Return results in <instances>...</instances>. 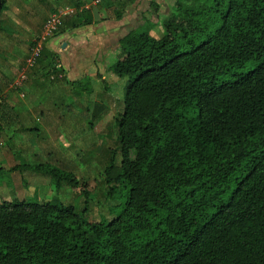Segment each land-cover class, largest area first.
Returning a JSON list of instances; mask_svg holds the SVG:
<instances>
[{
    "label": "trees",
    "instance_id": "obj_1",
    "mask_svg": "<svg viewBox=\"0 0 264 264\" xmlns=\"http://www.w3.org/2000/svg\"><path fill=\"white\" fill-rule=\"evenodd\" d=\"M151 6L163 37L130 30L110 66L129 79L121 160L105 168L113 218L86 221L89 184L74 174L16 166L67 184L86 207L0 204V264H264V0ZM66 23L90 24L78 13Z\"/></svg>",
    "mask_w": 264,
    "mask_h": 264
},
{
    "label": "rangeland",
    "instance_id": "obj_2",
    "mask_svg": "<svg viewBox=\"0 0 264 264\" xmlns=\"http://www.w3.org/2000/svg\"><path fill=\"white\" fill-rule=\"evenodd\" d=\"M39 1H10L14 8L20 12L21 21L25 22L26 19L31 21V24H26L28 27L22 22L28 31L18 33L23 38L28 37V41L27 48L24 46L19 47L20 50L16 48V53H20L21 64L17 68L19 70L14 77L13 85H16L23 71H27L26 62L31 57L32 48L38 44L43 26L51 15L56 14L63 17L70 12V9H76V14H82L88 20L92 18L96 21H103L99 32L103 33L104 37H107L106 34L113 37L100 45L94 41V37L98 34H90L91 41L88 42L91 46L89 48L78 50L76 47L74 51L65 52L63 55L58 51L61 43V40H58L60 24L58 32L43 43L44 50L41 58L34 68L27 71V81L31 73L37 72L38 76L41 74L39 80L40 83L43 82V90L39 86L31 93L26 90L23 92L26 81L19 92L20 95H24L22 102L26 103L27 112L17 110L16 113L22 119L18 123L15 121L10 126L5 124V121H0V204L50 203L73 206L77 212L83 214L86 198L72 190L67 184H62L60 189H57L56 183L49 176L34 172H13L4 168V166L12 168L15 165L49 164L62 172L74 174L83 183L88 182V190L91 195L88 200V212L84 216L86 221L97 223L101 221L102 217L111 220L113 214L110 209L117 204V201L107 197L108 189L104 180L105 168L113 154H116L117 165L121 160L116 121L123 116L125 90L129 79H121L114 75L110 66L117 60L116 49L119 40L130 30L146 28L154 38L161 39L163 37V30L158 24L160 18H157L156 8L151 4L157 5L158 12L162 15H168L173 8L174 0H44L45 4H51L50 6L56 2L62 3L52 12H49L48 6L44 7L45 10L40 8ZM75 4L79 5L75 7ZM76 14L72 16L74 17ZM12 31L11 26L6 25L5 27L1 22L0 32L14 35L15 32ZM53 40L55 42H52ZM92 45H97V47L93 48ZM2 49L0 50V71L3 70L4 57L9 54ZM78 52L82 53L80 55L85 54L89 60L88 67L90 66L89 68L94 71L96 68L102 71L106 80H100L103 77L100 76L96 80L95 87L88 79L77 80L80 82L72 85L73 82L68 81V79L73 81L75 79L73 73L71 74L72 64L70 61L75 59L74 56ZM110 52L112 54L108 55ZM60 55L70 59L64 63L69 70L68 79L65 77L61 80L58 77L59 74L51 71L61 66ZM41 65L42 69L40 70L39 66ZM113 75L118 78L116 81L113 80ZM53 76L56 79L52 81ZM58 82L69 83L71 93L59 92L56 89ZM81 85H84L86 89L82 90ZM4 96L5 94L0 92V101L4 102L3 106L7 105L5 104L7 99ZM84 100L91 105L90 111L81 110L77 105L73 111L67 110L68 103L84 102ZM96 102H99L104 110L101 116L92 123L89 115L93 114ZM29 116L36 118L33 119Z\"/></svg>",
    "mask_w": 264,
    "mask_h": 264
},
{
    "label": "crops",
    "instance_id": "obj_3",
    "mask_svg": "<svg viewBox=\"0 0 264 264\" xmlns=\"http://www.w3.org/2000/svg\"><path fill=\"white\" fill-rule=\"evenodd\" d=\"M10 1L11 0H7L5 10L3 11V14L0 18L1 22L3 23V26H5V27H6V25L11 26L12 30L15 32L14 35H8L7 33L0 32V42H1V45L4 46V47H2L0 45L1 46L0 50L3 48L4 50L3 49L2 50L4 52L9 53L8 55H6L4 57L5 61L3 62V70L0 71V92L5 94L4 97L7 99L6 103H5L7 105H5V106H3L4 102L2 103V101H0V104L2 105L0 107V111H1L0 112V121L1 122L5 121V124H7L8 126L12 125L15 121H16V123L21 121L22 117H20L16 113L17 110L22 111V112L23 111L27 112L26 111L27 105H26V103L22 102V98H24V95L23 96L20 95L21 93L16 90L15 85H13V83H14V77L17 74V70H19L17 68H18V66L20 67V64H21V60L19 58L20 53L19 52L16 53V48H18L19 50L22 46L27 48V41H28V37L23 38V36L18 34V33L20 31H24V32L28 31V29L25 28V26L28 27L26 24H31V21L29 19H26L25 22L23 20L21 21L20 12L18 11L17 8H14L13 4ZM19 1L22 2L23 0H19ZM38 3L40 4V8H43V9H44V7L46 8V6H48L50 8L49 12H52L53 10L59 8L62 4L61 2H56L54 5L50 6L51 4L46 5L44 0H40ZM78 5L79 4H75L74 6L76 7ZM26 13H28V12H26ZM64 16H67V15H64ZM64 16L61 17V19H63V18L64 19H63V23L61 24L60 32L58 34V36H59L58 40H61V43L58 47V51L60 54L63 53V55H64L65 52H70L71 50L74 51L76 47H78V50H82V49L85 50L84 48H86V49L89 48V46H91V45H89V42H88L90 40L89 35L93 34V33L98 34L96 37H94V41L100 45L104 44V42H107L109 38L113 37L109 34H106L107 37H104V34L99 32L100 26L103 24V21H96L92 18L91 19L89 18L90 24L83 25V26H80V27L74 29L71 27V25L66 23V18H68L70 16H68V17H64ZM22 22L24 23L25 26L23 25ZM52 42H55V40H53ZM64 44H66L65 49L62 48ZM118 45H119V42H118ZM92 47L93 48L97 47V45L96 46L92 45ZM116 50H118V47ZM112 52H110L108 55L112 54ZM46 54H47V52H46ZM80 54H82V53L78 52V54L74 56L75 59L70 61V63L72 64V66L70 67V68H72L71 74L73 73V76L75 77L74 81H76V82L67 78V76H70V75L68 74L69 70L64 63H65V61H67L69 59V57L67 59V58H64L63 56L60 55L61 56V58H60L61 59V62H60L61 66L58 69L56 68L57 74H59L58 77H60L59 79H61V80L66 77L68 79V81L73 82L72 85L75 83H78L80 81L88 79L93 84V87H95V84L97 82L96 80H98V78H100V76H103L102 75L103 73H102V71H99L97 68L95 69L96 71L92 70V68H89L90 66L88 67V62H89L88 58L85 56V54L84 55H80ZM12 57H13V59H12ZM39 67H40L39 69L41 70L42 65ZM36 75H37V72H35L34 74L33 73L30 74L29 80L27 81L26 85L23 87V92H24V90H26L29 93H31L33 89H36L39 86L41 87V90H43V87H42L43 82L41 81V83H42L41 84L40 80H39L41 77V74H39V76L37 75L38 77ZM112 78L114 81H116L118 79L114 75ZM77 80H80V81H77ZM100 80L104 81L106 79L103 76ZM69 86H70V84L67 82L64 84L58 82L56 89L59 90V92L64 91L65 94L68 92L71 93ZM81 86H82V90L86 89V88H84V85H81ZM52 90H53V88H52ZM90 93H92V92H90ZM83 95H82V97H83ZM19 100H21V101L19 102ZM17 102H19V103H17ZM96 104H100V103L96 102L95 105ZM75 105H77L79 107V109L84 110L86 112L90 111V108H91V105L89 103L85 102V100H84V102L83 101L82 102H78V101L75 102L74 101L73 103H68V105L66 106L68 108L67 110L73 111V108L75 107ZM95 105H94V108H95ZM63 108H65V107H63ZM10 113H12V115H10ZM89 116L92 117V115H89ZM29 117H31L33 119L36 118L34 116H29ZM16 166H18V165H15V167ZM4 168L11 171V169L14 167L7 168L4 166Z\"/></svg>",
    "mask_w": 264,
    "mask_h": 264
},
{
    "label": "built area",
    "instance_id": "obj_4",
    "mask_svg": "<svg viewBox=\"0 0 264 264\" xmlns=\"http://www.w3.org/2000/svg\"><path fill=\"white\" fill-rule=\"evenodd\" d=\"M75 11L76 10H74V9H70V12L67 14V16H72L73 14H76ZM60 19H61V17L54 14V15H51V17L44 24L42 34L39 37L38 44H36L35 47L32 48L31 57L26 62L27 71L34 68L36 63L38 62V60L41 58L42 51L44 50L42 47L43 43H45L49 38H51L52 36H54L58 32L59 25H60ZM27 71L24 70L23 73L21 74L19 80L16 82V85H15L16 90L20 91L21 86L27 81V79H28ZM55 79H56L55 76H53L51 78L52 81Z\"/></svg>",
    "mask_w": 264,
    "mask_h": 264
}]
</instances>
